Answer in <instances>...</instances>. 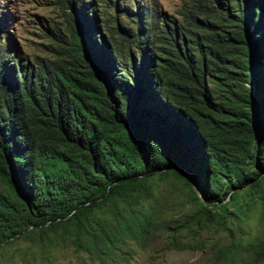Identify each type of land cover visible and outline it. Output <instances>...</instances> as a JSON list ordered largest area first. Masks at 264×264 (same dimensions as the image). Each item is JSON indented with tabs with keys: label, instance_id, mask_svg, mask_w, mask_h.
Returning <instances> with one entry per match:
<instances>
[{
	"label": "trees",
	"instance_id": "16d2710c",
	"mask_svg": "<svg viewBox=\"0 0 264 264\" xmlns=\"http://www.w3.org/2000/svg\"><path fill=\"white\" fill-rule=\"evenodd\" d=\"M58 1L72 12L52 60L0 56V245L68 239L106 262L264 204V0ZM154 177L189 189L181 225L153 209ZM242 249L264 264V240Z\"/></svg>",
	"mask_w": 264,
	"mask_h": 264
},
{
	"label": "rangeland",
	"instance_id": "374dc122",
	"mask_svg": "<svg viewBox=\"0 0 264 264\" xmlns=\"http://www.w3.org/2000/svg\"><path fill=\"white\" fill-rule=\"evenodd\" d=\"M92 1L96 3V12H100L102 7L99 5H107L108 0ZM113 1H118L120 6L132 2ZM137 2L150 14H155L156 10L174 14L184 0ZM0 11L7 13L3 19L0 43V56L4 57L7 65L13 63L11 56L21 58V64L27 67L33 66L36 60L54 58L53 48L57 46L55 34H64L70 8L58 0H0ZM89 14L92 15L91 12ZM98 20V24H101L100 15ZM97 35L105 37L106 33L101 29ZM9 40L13 48L7 51L5 45ZM152 183L156 185L153 209L160 216L174 220L173 225H181L196 207L189 189L172 177H154ZM197 190L193 189L195 192ZM262 201L255 192L253 199L246 198L249 204L246 218L234 220L228 215H217L212 221L203 223L188 220L176 230L163 229L153 233L144 246L134 244L130 255L122 258L116 254L112 261L99 262L87 252L76 249L68 239L40 247L21 237L0 245V264H261L242 248L256 240H264Z\"/></svg>",
	"mask_w": 264,
	"mask_h": 264
}]
</instances>
